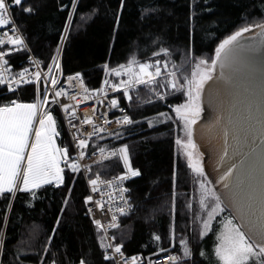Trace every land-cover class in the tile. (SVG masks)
Listing matches in <instances>:
<instances>
[{
    "label": "trees",
    "instance_id": "obj_1",
    "mask_svg": "<svg viewBox=\"0 0 264 264\" xmlns=\"http://www.w3.org/2000/svg\"><path fill=\"white\" fill-rule=\"evenodd\" d=\"M28 6L33 9L30 13L15 5L11 11L41 69L47 70L62 45V74L80 73L90 88L99 86L105 77L114 78L105 65L120 64L132 56L139 63L168 59L179 69L183 84L185 77L190 78L192 64L200 58L211 63L222 40L244 26L264 22V0H24V7ZM161 48L169 54L154 56ZM27 58L24 51L9 61L19 69L28 64ZM156 79L158 83L150 87L129 89L131 100L121 94L133 123L93 138L85 149L90 153L126 145L131 167L141 173L128 183L135 211L114 227V244L126 256L138 258L139 264L169 253L180 257L178 264H218L200 254L211 233L200 238L196 217L203 218L206 211H200L197 181L215 191L204 171L203 177L193 174L175 143L184 131L173 107L187 98L182 91L161 86L167 82L164 71ZM36 97L32 83L12 93L0 85V107L13 100L35 103ZM49 111L59 132L56 145L67 148L72 157L60 111L56 105ZM161 118L165 121L160 122ZM124 168L114 157L91 166L88 178L97 174L110 178ZM63 170L59 186L51 183L14 195L0 194V264H114L105 259L104 233L97 230L86 208L89 191L83 173L68 166ZM221 206V215L233 218ZM181 240L188 242V258Z\"/></svg>",
    "mask_w": 264,
    "mask_h": 264
},
{
    "label": "snow or ice",
    "instance_id": "obj_2",
    "mask_svg": "<svg viewBox=\"0 0 264 264\" xmlns=\"http://www.w3.org/2000/svg\"><path fill=\"white\" fill-rule=\"evenodd\" d=\"M12 5L19 6L24 12H32L31 6L24 7V0H0V28H6L9 24L13 23L11 19V13L9 11ZM253 28L260 29L261 45H264V22L254 23L249 26H244L237 30L234 34L230 35L227 39L215 50V57L211 60V63L205 60H199L189 77H185L184 83L181 84L177 80L178 69L173 64L172 69H169V61L163 62V71L167 72L170 79L167 80L162 87L171 88L173 91H182L186 96V101L178 106L173 107V111L176 114V119L183 125L184 138H177L175 143L181 150L182 154L187 158L188 167L192 170L193 174L197 177H203V168L200 165V155L196 150V145L192 139V126L197 123V119L201 114L200 97L204 90L205 84L212 79V72L216 69L217 65L224 68L226 65L232 63L235 60V54L241 49L240 39L245 33L250 32ZM17 29L13 27L11 33L4 31L2 37H0V46L5 44L13 46L16 51L20 50L23 46V40L20 36L16 35ZM257 46H251V51H255ZM11 50L0 51V85H4L7 82L8 90L15 91L13 85L19 86L21 83H32L31 79H26L28 72L25 69L18 74V78L8 75L9 61L5 57L11 54ZM167 56L168 50L161 48L159 51L154 52V56L159 55ZM54 60V67L59 68V63ZM161 61L157 60L155 64L151 63H139L136 60H130L126 65L121 64L118 68L109 69L105 65V71L109 75L117 77L126 76L127 79H122L120 84H109V81H105V85L110 86L113 90L123 89V95L131 100L128 89L133 86L144 85L150 87L157 84V77L162 75ZM152 69V70H150ZM175 69V70H174ZM51 67L49 68V74L51 73ZM35 80L38 82L41 79L40 73L34 74ZM50 76H45L44 79L48 80ZM75 79L79 82L80 87L83 90L84 95L80 99L87 100L90 98L88 95L89 90L83 87V81L80 79L79 74L76 77H70L69 80ZM58 81L55 78H51V84L55 86ZM39 91V89H38ZM63 93L57 91L56 97H60ZM104 94L106 95L105 88L99 89L92 95ZM161 99L164 97L161 96ZM73 100H77L76 96L72 97ZM41 103H48V97L45 95ZM118 101L116 99L111 100L110 106L116 108ZM40 107L39 103H19L15 100L10 104L0 107V194L12 193L16 191H32L39 188L44 184H51L53 182L59 186L63 183V169L60 167L63 160L67 166L74 172L79 171L80 166L76 162H70L69 150L67 148L57 147L55 136L59 135L56 129V121L51 113H42L41 118L38 120V127H33L34 120L37 116V109ZM70 105L63 106L64 111L68 114L69 123L72 119L76 118L75 111L69 112ZM95 112V109H92ZM161 116L166 114L161 113ZM171 119V117H167ZM134 121L125 115L121 120L117 121V124H131ZM82 124H93V119L88 114H85L81 120ZM104 123L107 125L109 120L105 119ZM149 126H153L152 121H149ZM74 127V125H73ZM105 128H97L93 125V131L87 133L89 137L96 133L104 132ZM34 132L35 139L29 145V134ZM119 135L118 133L116 134ZM225 143H227L228 132L223 133ZM261 141L264 142V129L261 130ZM30 146V152L26 149ZM77 148L81 149L79 153L80 159H83L85 153L83 151L86 148L87 141L79 139L77 142ZM100 154L106 159L118 157L122 161L125 167V173L114 177L113 180L103 181L106 187L110 190H114L119 193V200L124 202L123 207H116L115 211L121 215H126L130 211L128 201L124 196L127 191L123 187V181L130 178L139 176L141 173L139 170H134L131 167L128 148L126 145L107 152L104 148H100ZM224 154L227 155V149H224ZM223 158V157H222ZM26 160V163L22 166V162ZM232 176L231 169L226 170L222 175L221 180L225 187H229V180ZM100 177L90 180L93 193L100 192L101 200H96L97 207L103 211L105 203H108L109 211H113L112 204L117 197L113 196L112 191L104 192L97 187L100 183ZM201 189V196L199 199L200 211L205 212L206 215L201 218L199 216L196 219L200 223V238L212 230L211 222L224 211L221 206V200L212 191L210 187H207L202 181H197ZM33 195L35 193L33 192ZM107 195L108 200L105 202L103 196ZM209 200L212 201L209 204ZM86 204L93 203L91 196L86 197ZM192 207L191 204L188 205ZM227 207L233 209L239 220L234 223L232 219H227L223 224V230L219 232L216 239L218 241L215 248V255L219 264H250V261H255V264H264V189H262L259 200H257L254 193L247 191L241 187L240 193L231 192L227 198ZM91 211V209H89ZM117 217L112 216V222L106 225L101 224L99 220H93L96 224L97 230H106L108 228L118 227L116 223ZM174 231V230H173ZM155 239L159 240L160 237L156 236ZM173 239L175 237L173 236ZM105 237H101V247L107 249L111 247L113 252L122 256L121 246H113L106 244ZM180 246L183 250L185 258L190 257L191 253L187 247V240H181ZM175 246V245H173ZM203 255V253H202ZM105 259H111V257L105 255ZM136 257L131 259V264H137ZM171 261V264H177L180 259L178 256L166 257ZM81 264H85L81 261ZM127 264V262H126Z\"/></svg>",
    "mask_w": 264,
    "mask_h": 264
},
{
    "label": "water",
    "instance_id": "obj_3",
    "mask_svg": "<svg viewBox=\"0 0 264 264\" xmlns=\"http://www.w3.org/2000/svg\"><path fill=\"white\" fill-rule=\"evenodd\" d=\"M260 42V29L253 28L241 37L235 60L224 68L217 65L201 93V114L192 126L203 171L236 223L237 213L227 207L230 190L239 194L243 187L259 200L264 189V45ZM251 46L256 50L251 51ZM229 169L232 176L225 187L221 177Z\"/></svg>",
    "mask_w": 264,
    "mask_h": 264
},
{
    "label": "built area",
    "instance_id": "obj_4",
    "mask_svg": "<svg viewBox=\"0 0 264 264\" xmlns=\"http://www.w3.org/2000/svg\"><path fill=\"white\" fill-rule=\"evenodd\" d=\"M12 6L10 7L9 11L11 13V19H12L13 23L9 24L6 28H0V37H2V33L4 31H8L9 33H11V29L13 27H15L17 29L15 34L20 36V38L23 40L24 43H23V46L20 47L19 51H16L13 48V46H10L7 44L0 46V51H8L9 49H12L11 54L9 56L5 57V59H7L8 61H9V58L11 56L18 54L20 52L26 51L28 53V58H27L28 64L23 66V67H20L18 69V68H16L15 64H13L9 61L8 65H6V67L8 69V75L11 77L18 78V74L20 72H23L25 69H27L28 72H27L25 78L31 79L33 81L32 84H34L36 86L37 93L38 94L40 93V89H41L40 87L42 86L43 91H45V95H47V97L49 98V101H51V104L56 105L58 107L60 114H61V117L64 121L65 127L67 129L69 139H70L72 147H73V155L71 157L70 162H76L79 164V166H80L79 171H81L83 173L85 180H86V183H87L88 191H89V194L87 197L91 196L93 198V203L86 204V208L88 210L90 217L92 218V220H94V219L99 220L101 222V224L106 225V224H109L112 222V216L115 215L117 217L116 223H118L120 218H122L123 216H126V215H130L135 211V205L132 202V198H131L129 187H128V183L134 177H130V178L123 181V187H125L127 189V191L124 193V196L128 201L130 211H128V213L126 215H121L119 212L115 211V208L118 206L123 207L124 202L119 200V198H118L119 193L115 192L114 190L108 189L106 187V185L103 183V181L113 180L114 177H117V176L124 174L125 168L121 173H119L113 177H110V178H103L97 174L94 177L89 179L88 174L90 172L91 166L109 161L110 159H106L103 156H101L100 151H99L100 149H97V150L90 152V153H86L85 152L86 148L83 149V151L85 153L83 159H80L79 153H80L81 149L77 148L76 145H77V142L79 139L86 140L87 145H89L90 141L99 135L108 134V133H111L115 130H118L120 128H123V127L130 125V124H127V125L117 124L118 120H121L125 115L128 116L127 108L123 104V101L121 98V94H123V89L113 90L110 86L105 85L106 80L109 81V84H120V81L117 82L112 77H105L101 81L99 86L90 88L86 84V81H85L83 75L80 73H71V74L63 75L61 72L60 52L59 51L54 56V58H56V61L59 63V68L57 69L53 66L54 60H52L49 67L47 68V70L43 71L39 65L38 59L31 53V50H30L28 44L26 43L24 37L22 36V34H21L17 24H16V21L14 19L12 11H11ZM50 67L52 70H51V73L49 74V68ZM37 72H39L40 76H41V79L38 82L35 80V77H34V74ZM77 74H79L80 79L83 81V87L87 88L89 90L88 95L90 96V98L87 100L82 101L80 99V97H82L84 95V93H83L82 88L80 87L79 82L76 81L75 79H73L72 81L69 80L70 77H76ZM45 76H50V78L48 80H45L44 79ZM51 78H55L58 81V83L55 86H53L51 84ZM26 84H30V83H21L19 86L13 85V87L15 88V91H16L21 86H24ZM2 86L5 88V91L7 93L15 92V91H9L8 90L7 82ZM102 87L105 88L106 95H104V94L92 95V93L97 92ZM134 87H136V86H133L132 88H134ZM38 89H39V91H38ZM57 91H61L63 94L60 97H56L55 93ZM73 96H76L78 99L73 100L72 99ZM113 99H116L118 101V105L116 108H112L110 106V102ZM65 105L71 106L69 108V112H71L73 110L75 111L76 118L72 119L71 123H69L68 114L63 109V106H65ZM92 109H95V112H93ZM85 114H88L89 116L92 117L93 124H82L81 123V120L84 118ZM105 119L109 120L110 123L106 125L104 123ZM73 125H74V127H73ZM93 125H95L97 128H105V131L101 132V133H96L93 136L89 137L87 135V133H90L93 131ZM104 149L107 152H110V151H112L114 149H118V148L107 147ZM98 176L100 177L101 182L98 183L97 187L100 188L101 190H103L105 193L108 191H112L113 196L117 197L115 202L112 204L113 211L108 210V208H109L108 203H105V207H104L103 211H101L95 203L96 200H101L102 197H101L100 192L93 193L92 186L90 185V180L96 179ZM103 200L106 202L108 200V196L104 195ZM89 209H91V211H89ZM113 229L114 228H108L106 230L102 229V232L104 233L106 244H111L113 246H116L114 244V237L111 233L113 231ZM105 255L111 257V259H107V260L113 261L114 264H126V262H127V264H131V259L133 257H135V256H126L124 253L122 256L117 255L113 252V249L111 247L104 250V257H105ZM169 256H176V255L173 253L159 255V256L153 257L150 260L149 264H171V261L166 259V257H169ZM78 264H81V262H79ZM137 264H139L138 260H137Z\"/></svg>",
    "mask_w": 264,
    "mask_h": 264
},
{
    "label": "rangeland",
    "instance_id": "obj_5",
    "mask_svg": "<svg viewBox=\"0 0 264 264\" xmlns=\"http://www.w3.org/2000/svg\"><path fill=\"white\" fill-rule=\"evenodd\" d=\"M234 34V33H233ZM228 38V37H227ZM227 38H225V39H227ZM224 39V40H225ZM222 42H223V40H222ZM221 42V43H222ZM219 46V45H218ZM136 60L137 61V58L135 57V56H132V57H129V58H127L123 63H120V64H118V63H115V64H112V65H107L108 66V68L109 69H112V68H118L121 64H127L130 60ZM201 59H203V60H205L204 58H200L199 60H201ZM159 61H161V60H159ZM164 61H169L168 59H165V60H162L161 61V68H162V71H163V62ZM139 62V61H138ZM198 61H196L195 62V64H192V66L194 65V67H195V65H196V63H197ZM193 63H194V61H193ZM172 65H173V63H171L170 61H169V69H172ZM194 67H193V69H194ZM177 68V67H176ZM150 70H152V69H150ZM175 70V69H174ZM165 74H166V77H167V80L168 79H170V77H168V74H167V72H164ZM114 76V75H113ZM180 73H179V69H178V74H177V80L180 82L181 80H180ZM117 76H114V78H116ZM117 79L118 80H120V82H121V80L122 79H127V77L126 76H121V77H117ZM40 88H43L42 86L40 87ZM39 98L38 97H36V102L35 103H39L40 104V107L37 109V116H36V118H35V120H34V124H33V127L35 128V127H38V114H39V112H42V113H45V112H47V113H50V109H51V107L53 106L52 104H51V101H49V98H48V103H41V101L43 100V97L45 96V91H42V89H40V93H39ZM201 106V105H200ZM164 119L163 118H161L160 119V122L161 121H163ZM156 121V120H155ZM158 121V120H157ZM165 121V120H164ZM184 134V133H183ZM56 137L57 136H55L53 139L55 140V143H56ZM185 137V134H184V136L182 137V138H184ZM35 139V136H34V132H32V133H30V135H29V145H30V143L33 141ZM193 143H194V141H193ZM195 144V143H194ZM196 145V144H195ZM30 146L26 149V154H27V152H30ZM196 150L199 152V150H198V148H197V146H196ZM199 155L201 156V154H200V152H199ZM186 158V157H185ZM187 159V158H186ZM26 163V160L24 161V162H22V166L24 165ZM200 165H201V167H202V158L200 157ZM65 166H67V164L62 160L61 161V164H60V167L63 169V167H65ZM203 168V167H202ZM53 183H55V182H53ZM209 204H211L212 203V201L211 200H209V202H208ZM221 213L223 214V212H220V214L211 222V225H212V230L210 231V233H211V236H210V240H209V242L208 243H206L201 249H200V254L202 255V253H203V255L202 256H204L205 258H206V260L209 262V263H212V262H217L218 264H219V262H218V259H217V257H216V255H215V248H216V245H217V243H218V241H217V239H216V237H217V235L219 234V232L220 231H222L223 230V224H224V222L227 220V219H232L233 220V218H231V217H229V216H223V215H221ZM233 222L235 223V221L233 220ZM178 264V263H177ZM250 264H255V261H250Z\"/></svg>",
    "mask_w": 264,
    "mask_h": 264
},
{
    "label": "bare ground",
    "instance_id": "obj_6",
    "mask_svg": "<svg viewBox=\"0 0 264 264\" xmlns=\"http://www.w3.org/2000/svg\"><path fill=\"white\" fill-rule=\"evenodd\" d=\"M41 114H42V112H39V114H38V119L41 118Z\"/></svg>",
    "mask_w": 264,
    "mask_h": 264
},
{
    "label": "crops",
    "instance_id": "obj_7",
    "mask_svg": "<svg viewBox=\"0 0 264 264\" xmlns=\"http://www.w3.org/2000/svg\"><path fill=\"white\" fill-rule=\"evenodd\" d=\"M36 90H37V88H36ZM37 97L39 98L40 96H39V94L37 93ZM30 135V134H29ZM69 136V135H68Z\"/></svg>",
    "mask_w": 264,
    "mask_h": 264
}]
</instances>
